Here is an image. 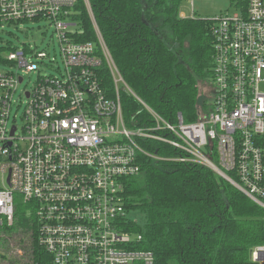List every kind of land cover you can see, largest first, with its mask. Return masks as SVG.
<instances>
[{
	"label": "built area",
	"instance_id": "obj_1",
	"mask_svg": "<svg viewBox=\"0 0 264 264\" xmlns=\"http://www.w3.org/2000/svg\"><path fill=\"white\" fill-rule=\"evenodd\" d=\"M188 1L193 17L200 0ZM232 1L237 13L211 19L205 84L211 103L186 123L181 114L164 120L125 83L88 0L98 45L75 40L78 0H0V29L48 22L64 67L60 78L41 76L39 66L49 56L26 46L2 62L10 69H0V264H154L151 252L137 248L142 236L125 231V179L140 174L141 157L207 167L264 210V0ZM102 66L112 96L99 76ZM30 73L37 80L21 92L20 126L11 118L13 97ZM120 92L150 115V127L125 124ZM155 143L173 154L153 153ZM17 196L33 216L35 250L4 235L14 224ZM251 261L264 264V246L252 250Z\"/></svg>",
	"mask_w": 264,
	"mask_h": 264
},
{
	"label": "trees",
	"instance_id": "obj_2",
	"mask_svg": "<svg viewBox=\"0 0 264 264\" xmlns=\"http://www.w3.org/2000/svg\"><path fill=\"white\" fill-rule=\"evenodd\" d=\"M88 2L129 88L164 120L181 114L184 122H195L207 102L199 85L210 77L213 21L180 18V0ZM74 11L81 31L75 40L98 45L83 0ZM99 76L112 96L105 66ZM120 102L129 128L152 125L150 115L128 93L120 92ZM154 147L158 155L173 154L164 145ZM140 159V174L125 179L123 201L126 213L139 211L143 221L129 218L125 231L142 236L137 248L151 252L154 264H255L251 252L264 246L263 209L207 167ZM18 212L10 233L25 251L35 250L33 216Z\"/></svg>",
	"mask_w": 264,
	"mask_h": 264
},
{
	"label": "rangeland",
	"instance_id": "obj_3",
	"mask_svg": "<svg viewBox=\"0 0 264 264\" xmlns=\"http://www.w3.org/2000/svg\"><path fill=\"white\" fill-rule=\"evenodd\" d=\"M179 12H183L187 17L192 15L188 0H180ZM237 12L238 10L235 8L232 0H200L196 1L193 6V16L197 19H215L220 15H232ZM24 46L31 47L35 51H44L49 56L39 66L41 76L61 77L64 67L60 47L54 29L48 22H29L17 26H4L3 30L0 29V69L9 70L8 65L2 63L4 62V57L10 51L22 49ZM13 69L16 70L15 68ZM23 77L24 80L18 86V91L13 97L11 111V118L13 119L16 116L20 126H22L21 118L23 114V105L19 101L21 92L25 89H31L37 80L36 73L26 74ZM199 92L201 99L205 97L208 103H211V100L205 96L208 93V88L205 84L199 85ZM15 204L19 215L30 214V208L23 204L20 197H15ZM128 217L139 223L143 221V216L139 211H132L128 214ZM4 235L6 238H14L13 233H8L7 231ZM2 245L3 243L1 242Z\"/></svg>",
	"mask_w": 264,
	"mask_h": 264
}]
</instances>
